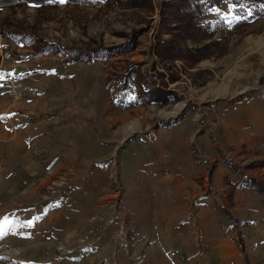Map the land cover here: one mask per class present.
Masks as SVG:
<instances>
[{
    "label": "rangeland",
    "instance_id": "obj_1",
    "mask_svg": "<svg viewBox=\"0 0 264 264\" xmlns=\"http://www.w3.org/2000/svg\"><path fill=\"white\" fill-rule=\"evenodd\" d=\"M56 1L0 11V264L85 255L88 264L155 263L143 251L118 248L143 239L171 245L165 235L147 233L164 227L158 215L170 212L168 203L164 207L155 194L146 197L153 200L148 203L133 195L136 218L123 220L119 155L130 139L176 128L186 135V170L171 208L174 229L188 224V231L175 232L173 247L163 252L170 262L159 253L158 263L264 264V195L244 185L252 177L264 183V142L256 140L260 126L249 109L253 101L264 108V15L254 13L249 25L234 27L240 18L232 14L235 6L215 8L207 19L227 26L215 34L219 43L204 48L201 38L184 40L180 44L199 58L180 53L171 60L165 51L159 58L157 47L185 34L184 23L168 8L174 0H149L152 10L132 6V0H103L88 8ZM141 27L146 29L123 53L67 62L74 55L64 49L115 47ZM45 44L58 50L38 52ZM134 68L145 76V88L153 89L151 96L154 89L171 92L165 105H114L107 79ZM131 81L134 96L138 83ZM248 137L258 142L252 148ZM138 166L133 163L125 176L132 187L145 179ZM96 181L101 187L94 189ZM204 209L210 214L203 215ZM122 228L126 234L117 237ZM103 242L105 248L91 256ZM229 243L235 244V262L221 254ZM25 253L34 256L25 259Z\"/></svg>",
    "mask_w": 264,
    "mask_h": 264
},
{
    "label": "crops",
    "instance_id": "obj_2",
    "mask_svg": "<svg viewBox=\"0 0 264 264\" xmlns=\"http://www.w3.org/2000/svg\"><path fill=\"white\" fill-rule=\"evenodd\" d=\"M237 8L236 5H234L231 0H227V2L222 3L219 7H217L216 11H224L228 9V5L230 3ZM101 4V3H99ZM98 4V5H99ZM234 9V8H233ZM215 11V12H216ZM233 11V10H232ZM213 12V11H212ZM233 15H236L232 13ZM239 20L242 19L241 15ZM212 17V14H211ZM209 20V19H207ZM237 20V21H239ZM211 21V20H209ZM212 21H218L221 22L223 21L222 19L218 20H212ZM224 22V21H223ZM225 23V22H224ZM227 28V26L224 25V27L221 28L219 32L224 31V29ZM215 37V35H214ZM257 102L253 101L249 107L252 112V116L255 115L258 119V123L256 124L257 126H260V133L257 132L256 135V140L264 142V108L263 110H260L258 106H256ZM252 124L251 120L244 121L241 120L240 125H244V123ZM155 132H151L147 136H145L143 140L138 139L135 137V140L130 139L128 143L124 144L123 150L120 151L119 159H120V170H121V185H122V193H121V198L120 202L118 203L119 208L118 212L121 213L120 211L123 210L121 217L123 220H130L132 217L136 218L135 212L137 211V206L134 204H130L129 200L131 199V196L133 195H138L140 196L142 202L148 203L150 201L153 202V200H150V198H146L147 196H151L153 194L157 195V201L159 202H164V207H166V203H168V209L170 212H165L164 213H159L158 216H160L163 220V225L161 230H154V231H148L147 233L149 234H162L165 235L167 239L173 240L175 237V232L179 231L181 234H184L185 231H188V224L186 225H181L178 227L177 230L174 229V218L175 214L173 212L172 207V200H173V191H179L181 189V186L184 184L182 181V176L181 173L184 174L186 170V166L184 164L185 160V149H186V135L185 132L180 130L179 128L172 129V130H154ZM140 133V131L135 130L134 133ZM244 134V133H242ZM259 134V135H258ZM128 136L123 137L120 139L118 142V146L122 147V142H126ZM9 138L8 135L4 134V139L7 140ZM138 139V140H137ZM247 148L248 147H254L255 144L258 142L253 139V137H248L247 139ZM119 147V148H120ZM133 163L138 166L137 173L139 177L145 178L143 180V183H140L139 185L135 186H130L129 184V179H125L126 175H129V172L133 169ZM182 174V175H183ZM131 175V173H130ZM134 176V172L132 173ZM141 180V179H140ZM94 189H97V187H101V184L96 181L94 184ZM137 188V189H135ZM104 190V189H103ZM135 190V191H134ZM109 195H105V197H108ZM139 201V202H140ZM138 202V203H139ZM137 204V203H136ZM135 210V212H133ZM142 212V211H141ZM133 213V214H132ZM145 215H150V213H146L143 211L141 213ZM203 215L210 214V212L204 211L202 212ZM134 215V216H133ZM138 216V215H137ZM2 217V216H1ZM157 222L154 221L153 225H156ZM129 228H131L130 224H126ZM127 229L122 228L121 232L117 234V237H121L122 235H125L127 232ZM126 230V231H125ZM27 229L23 230V233H26ZM136 234V233H135ZM142 234H146L145 232H142ZM108 237L106 240L110 238V235L107 234L106 230V235L104 238ZM170 240L171 245H166L162 241H158V239L152 240V242H147L143 240H139L137 244H132L131 246H126V245H119L117 244V248L120 252L123 251H131L133 253H138L139 251H143L146 254V257L150 261H154L155 263L152 264H160L158 261L160 260L159 257H156L159 253L162 255L165 259H167L164 250L168 249L170 246H172L173 241ZM147 242V243H146ZM105 242L98 246V250L91 254V256L94 255L97 256L99 249L105 248ZM44 247H47L46 245H43ZM224 251L221 254L227 253L228 257L234 258V262L237 261L238 255L235 254V244L229 243L227 244V249L222 248ZM245 249V248H244ZM101 251V250H100ZM103 252V251H102ZM26 258L25 259H30L34 254L30 253H25ZM92 257V258H93ZM188 259L194 258L192 256L187 257ZM16 260H19L16 258ZM23 260V259H22ZM88 256H82V257H64V258H59L55 262L53 261H48V264H88L87 263ZM168 260V259H167ZM24 261V260H23ZM169 261V260H168ZM25 262H28L29 264H33L34 262L32 260H27ZM170 262V261H169ZM168 262V263H169ZM101 261H96V262H91V264H100ZM104 264H116L114 261H110Z\"/></svg>",
    "mask_w": 264,
    "mask_h": 264
},
{
    "label": "trees",
    "instance_id": "obj_3",
    "mask_svg": "<svg viewBox=\"0 0 264 264\" xmlns=\"http://www.w3.org/2000/svg\"><path fill=\"white\" fill-rule=\"evenodd\" d=\"M63 2L66 3V5L71 4L79 8L94 7L99 3H105L103 0H63ZM225 2H227V0H174V4L168 8H170L172 15L179 23H184L185 30H183V32H185V34L179 35V41L175 39L178 38V35L173 36L172 40L169 41L164 42L161 40L157 47V56L159 58H163L162 54L165 51L169 55L167 58L171 60H174V57L180 53L189 54L191 57L193 56L195 58H199L195 52H190L187 48L182 46L184 44V40L195 41V38H201L203 41H207V43L203 46L204 48L219 43L216 39H214V35L220 31L224 25L226 26V23H222V21H209L207 18L211 16L212 11L215 8L219 7ZM231 2L237 6V8L233 9V13L236 15H241L242 17L241 20L236 21L233 24L234 27H244L249 25L250 23L248 18H250L252 15L254 16V13L259 16L264 15L263 12H260L261 5L264 6L262 0H231ZM50 3L51 0H0V11L4 8H15L24 5H30L33 7H51L52 4ZM52 3L53 5L58 4L56 0H53ZM131 3L132 6L152 10V5L149 0H132ZM144 29L146 28H132L131 41L119 44L115 47L101 46L98 48L85 49L71 47L69 49H64L70 53H73L74 55L67 62L80 60L89 61L92 57L101 55H117L123 53L125 50H127V48L134 46V41L142 34V32H144ZM181 42H183V44ZM57 46L58 45L55 44H45L38 52L44 51L50 54L53 53V51L58 50ZM139 71V68H137V70L134 68L132 71H125L117 76L114 75L113 77L107 79L108 88L114 96L113 103L117 108L130 109L139 104H148L150 102H161L160 106H163L167 103L168 99L166 97L171 94V92L169 90L162 91L160 89H154V93L157 95L154 94L155 97L151 96L150 94L153 92V89L149 92V90L145 88L147 87V81H145L146 78L144 75L139 74ZM131 77H135L136 83H138L136 88L132 91L134 96L129 95V93L131 94L129 90L130 85H132ZM173 77L174 74L173 76H169V80L171 82L176 81V78L174 77V79ZM158 96H162V98H159ZM244 185L249 187L255 193L264 195V183L260 179H255L252 177L248 182H244ZM227 219L230 223H233V219L228 213ZM237 233L239 234V232ZM243 250V242L239 240V251L243 252Z\"/></svg>",
    "mask_w": 264,
    "mask_h": 264
},
{
    "label": "built area",
    "instance_id": "obj_4",
    "mask_svg": "<svg viewBox=\"0 0 264 264\" xmlns=\"http://www.w3.org/2000/svg\"><path fill=\"white\" fill-rule=\"evenodd\" d=\"M114 181V180H113ZM113 181L111 180V184L113 183ZM118 184V183H117Z\"/></svg>",
    "mask_w": 264,
    "mask_h": 264
}]
</instances>
